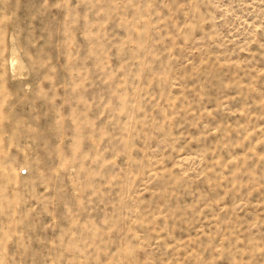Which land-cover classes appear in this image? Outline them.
Here are the masks:
<instances>
[{
    "label": "rangeland",
    "instance_id": "1",
    "mask_svg": "<svg viewBox=\"0 0 264 264\" xmlns=\"http://www.w3.org/2000/svg\"><path fill=\"white\" fill-rule=\"evenodd\" d=\"M0 264H264V0H0Z\"/></svg>",
    "mask_w": 264,
    "mask_h": 264
}]
</instances>
